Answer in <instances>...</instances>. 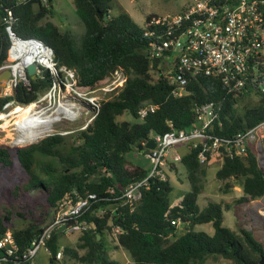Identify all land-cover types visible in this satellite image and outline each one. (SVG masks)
Masks as SVG:
<instances>
[{
  "label": "trees",
  "instance_id": "16d2710c",
  "mask_svg": "<svg viewBox=\"0 0 264 264\" xmlns=\"http://www.w3.org/2000/svg\"><path fill=\"white\" fill-rule=\"evenodd\" d=\"M112 1L73 0L85 28L78 42L68 29L50 19L55 14L52 0H47L46 5L43 0H0V68L7 62L10 45L3 23L8 9L18 17L17 34L38 38L51 46L57 63L76 71L80 87L101 84L116 68H122L127 75L124 87L101 101L97 116L86 129L67 136L54 134L15 150L25 179L14 191H7L6 196L40 190L45 193L53 216L68 196L76 199L89 192L112 198L114 194L108 192L111 187L116 194H121L129 183L146 177L150 169L130 163L128 155L144 151L155 134H164L173 128L189 129L199 104H215L219 117L215 123L217 135L233 136L264 121V97L251 90L232 93L217 78L190 76L182 95L175 96L173 90L177 83L171 84L169 73L150 59V39L144 36L145 25L139 26L126 12L111 16ZM152 16L155 15L146 18L145 24ZM51 84V75L42 70L29 84H19L12 96H0V119L7 101L15 99L28 104ZM245 98L249 100L244 101ZM147 102L157 107L141 120L138 111ZM126 113L133 120L123 118ZM180 162L191 188L179 203L171 202L174 187L169 179L155 181L134 207L121 200L99 201L83 216L94 227L81 233L76 247H64L65 256L83 264H118L109 255L106 235L120 226L117 246L129 254V264H204L209 258L219 257L231 261L229 264L259 262L264 249L252 232L223 224L224 211L230 210V205L210 203L200 210L198 199L204 188L206 167L198 159V149H191ZM11 163L10 149L0 146V164ZM172 165L173 169L177 168L176 163ZM217 177L240 181L244 196L239 203L264 197V167L254 151L250 150L245 157H225ZM99 209L103 210L101 215H98ZM177 219L187 225V230L176 236L177 225L172 221ZM46 220L11 229L12 212L5 211L0 213V237L10 230L19 250L23 251L40 233L46 223L40 224ZM208 223L214 228L212 234L194 231L196 225ZM62 234L56 229L47 243L52 264L58 260Z\"/></svg>",
  "mask_w": 264,
  "mask_h": 264
},
{
  "label": "built area",
  "instance_id": "2783aa9c",
  "mask_svg": "<svg viewBox=\"0 0 264 264\" xmlns=\"http://www.w3.org/2000/svg\"><path fill=\"white\" fill-rule=\"evenodd\" d=\"M43 2L47 4V0ZM183 7L173 15L152 16L144 29V36L150 39V59L159 60V65L166 64L171 84L177 83L174 95H182L190 76L204 75L219 79L232 93L251 90L264 97V0H188ZM17 22L18 17L7 9L3 23L10 45L7 62L0 68V74L8 69L10 77L6 87L1 86L3 92L0 96H12L19 84H29L31 78L27 66L34 63L38 66L37 75L42 70L48 71L52 84L28 104H21L15 99L7 101L2 107V114L7 117L3 120L16 117L18 121L31 105H35L34 112L52 109L48 115L56 117V120L29 141L20 142L22 134L17 129L18 135L13 139V144H32L54 134L72 133L56 131L54 126L63 120H77L84 114L88 117L80 130L86 129L97 116L101 101L124 87L126 73L122 68H116L109 79L101 84L92 88L80 87L76 71L67 65H59L51 46L38 38H24L17 34ZM60 105L68 110L69 115L56 112ZM156 107L154 103H145L138 111L139 119L154 112ZM195 112V120L189 129L173 128L164 134L152 136L155 147L147 154L151 161L148 175L129 183L121 194H116L111 187L108 192L114 194L112 198L89 192L76 199L66 197L53 218L43 225L40 233L23 251L19 250L12 232L8 230L0 237V264H35L42 248L50 254L47 243L56 229L62 233H83L91 229L94 225L83 216L99 201L121 200L134 207L155 181L169 179L168 170L172 163L182 158L178 153L169 157V150L178 144L186 143L190 150L198 149L201 164L218 159L223 161L225 157H245L250 150L256 152L257 142L264 151V121L233 136H221L215 133V123L219 117L213 102L197 105ZM15 125L17 128L16 122ZM221 126L219 122L218 127ZM102 213L103 210L99 209L98 215ZM172 222L178 225L181 219ZM120 230V226H116L115 235ZM61 256L62 253L58 252L56 258Z\"/></svg>",
  "mask_w": 264,
  "mask_h": 264
},
{
  "label": "rangeland",
  "instance_id": "374dc122",
  "mask_svg": "<svg viewBox=\"0 0 264 264\" xmlns=\"http://www.w3.org/2000/svg\"><path fill=\"white\" fill-rule=\"evenodd\" d=\"M188 0H113L110 10L111 16H116L121 12L128 13L132 19L139 25L144 26L146 18L149 15L163 17L165 15H173L178 13ZM45 4V3H44ZM46 5V4H45ZM54 8V17L50 18L53 22L58 24L64 30L68 29L73 36L78 39L84 34L85 28L80 18L78 17L73 0H52ZM159 68L166 71V64L161 63ZM167 72V71H166ZM3 90L0 85V94ZM255 99V97H254ZM245 98L244 101H248ZM45 104V103H43ZM42 104V105H43ZM87 115L84 114L77 120H63L54 126V129L72 131V133L81 129L86 124ZM2 115V119H6ZM127 120H133L128 113L123 116ZM18 118L12 117L0 121V146L8 147L11 151L12 163L9 166L0 164V213L5 211L12 212V222L10 228H24L31 222H40L43 218H47L45 222L42 221L40 225L49 222L53 218V209L46 202V195L40 190L31 191L29 193L23 192L22 195L14 196L10 194L6 196L7 191H14L15 187L24 183L25 171L17 157L16 149L27 147L39 143L41 140L32 144L14 145L13 139L18 135L15 122ZM71 135V133L67 134ZM66 135V136H67ZM44 139V138H43ZM256 155L258 156L260 165L264 167V151L259 142L255 146ZM190 151L188 144H178L169 150V157L175 153L184 156ZM130 163L138 164L145 169L151 168V161L144 151L132 152L128 155ZM222 161H211L204 164L206 167V174L203 176L204 188L199 196L198 205L200 210L206 208L210 203H222L223 207L226 204L230 205V210L224 211L225 226L233 229L244 227L250 230L254 239L264 249V197L261 199L251 200L249 202L239 203L238 200L244 196L243 188L238 180L229 179L222 180L217 177V171L221 167ZM177 168L170 167L168 170V178L171 181L174 190L171 194L172 204L179 203L185 193L190 190L191 185L186 176V170L183 164L178 161ZM131 166V164H129ZM230 183V186L227 184ZM5 192V195H4ZM23 213L20 216L18 213ZM49 215L48 217L46 215ZM187 230V225L182 221L177 225L176 236L182 234ZM194 231H205L209 234L214 232L211 224H199L194 227ZM81 233L68 232L63 233L60 239L61 258L56 261V264H83L73 258L65 256L64 247H76ZM109 246V255L113 260H117L118 264H129L131 258L129 254L117 246L115 233H108L106 235ZM84 253L83 250L80 251ZM231 261L219 257L218 259L209 258L204 264H229ZM35 264H52L50 254L47 250L42 248L36 257Z\"/></svg>",
  "mask_w": 264,
  "mask_h": 264
},
{
  "label": "bare ground",
  "instance_id": "6f19581e",
  "mask_svg": "<svg viewBox=\"0 0 264 264\" xmlns=\"http://www.w3.org/2000/svg\"><path fill=\"white\" fill-rule=\"evenodd\" d=\"M34 109H36L35 105L27 107L24 110L25 115L16 121L18 126L17 129L22 134V138L19 139L20 142L35 139L40 133L48 129L52 122L56 120V117L48 115L49 111L52 109L45 108L35 112ZM56 112L69 115L68 110L61 105L58 106Z\"/></svg>",
  "mask_w": 264,
  "mask_h": 264
},
{
  "label": "water",
  "instance_id": "95a60500",
  "mask_svg": "<svg viewBox=\"0 0 264 264\" xmlns=\"http://www.w3.org/2000/svg\"><path fill=\"white\" fill-rule=\"evenodd\" d=\"M157 63H159V60H156ZM37 70H38V66L37 64H30L27 66V72L30 76L31 79H36L37 77ZM10 77V71L8 69H5L1 74H0V85L2 87H6L7 85V81ZM155 147V141L154 139L151 137L148 142L145 145V154H148L149 151ZM98 238H100V235H98ZM254 264H264V254L261 255V258L259 260V262L254 263Z\"/></svg>",
  "mask_w": 264,
  "mask_h": 264
},
{
  "label": "crops",
  "instance_id": "0c3cea01",
  "mask_svg": "<svg viewBox=\"0 0 264 264\" xmlns=\"http://www.w3.org/2000/svg\"><path fill=\"white\" fill-rule=\"evenodd\" d=\"M179 154V153H178ZM175 163H177V162H175Z\"/></svg>",
  "mask_w": 264,
  "mask_h": 264
}]
</instances>
